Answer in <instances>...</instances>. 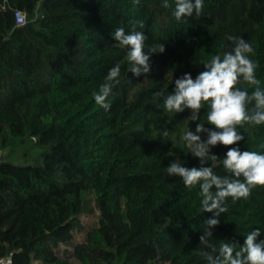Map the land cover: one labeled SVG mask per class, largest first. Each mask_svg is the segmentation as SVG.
I'll use <instances>...</instances> for the list:
<instances>
[{"label":"trees","instance_id":"16d2710c","mask_svg":"<svg viewBox=\"0 0 264 264\" xmlns=\"http://www.w3.org/2000/svg\"><path fill=\"white\" fill-rule=\"evenodd\" d=\"M0 0V149L28 139L40 151L34 163L0 156V261L9 264H207L199 244L213 213L202 212L199 187H185L166 167L176 158L199 167L181 139L196 124L190 110L163 109L160 92L173 94L175 79L204 71L212 55L231 50L227 37L250 42L257 78L264 88V0H204V13L177 21L175 0ZM28 23L14 26V11ZM37 13V16L35 15ZM143 21L146 48L153 54L148 83L128 72L127 49L112 38ZM121 64L120 84L111 107L95 103L94 93L111 67ZM161 68L170 75L162 78ZM253 90L243 81L238 85ZM251 107V106H250ZM207 105L198 123L207 124ZM167 130L169 135L162 136ZM241 151L264 154V124L238 127ZM206 139L205 134H201ZM230 147V146H229ZM228 147L211 149L217 175H230L222 160ZM204 166H210L206 163ZM99 216L85 229L81 216ZM227 211L211 229L212 242L243 245L259 228L264 239V186L248 199L225 201ZM74 232L85 244L72 245ZM60 245L71 252L60 255ZM210 251L209 249H204ZM93 253V254H91ZM95 256V258L92 257Z\"/></svg>","mask_w":264,"mask_h":264},{"label":"clouds","instance_id":"9594fccd","mask_svg":"<svg viewBox=\"0 0 264 264\" xmlns=\"http://www.w3.org/2000/svg\"><path fill=\"white\" fill-rule=\"evenodd\" d=\"M132 2L138 5L140 0ZM204 6V0H175L173 15L177 21L193 16L200 18L204 13ZM164 7H169L168 0H164ZM137 26L143 29V21H137L131 31L126 32L120 27L112 34L118 46L127 49L128 72L134 78L142 75L147 77L151 71V56L165 51L164 43L146 48L147 36L143 31L137 30ZM227 39L233 43L231 50L224 51L222 55H212L203 63L205 70L195 79L190 73H185L175 79L173 94L154 93V96L163 98L165 111L176 114L190 110L186 120L196 124L195 131L188 128L181 139L189 152L199 159L200 166L188 168L182 166L183 163L176 158L166 167V173L168 176L181 178L185 187L191 189L198 186L202 212L213 213L212 218L204 222L206 227L199 237V244L203 248L198 255L205 258L207 264H264V239L257 241V237H261L259 228L248 232L242 246L221 240L217 247L212 242L211 229L220 224L218 218L227 211L226 199H248L254 187L264 186V154L241 151L236 146L244 140L238 127L245 123L264 124V88L257 78L258 64L250 58L254 55L250 42L235 36ZM120 74L121 64L118 62L109 69L104 82L94 93L95 103L105 111L110 109L112 100L115 99L116 93L113 90L120 84ZM242 81L253 89L251 93L238 87ZM206 105V123L211 128L204 127L205 123L197 122ZM201 134H205L207 138L202 139ZM168 135L167 130L162 132L163 137ZM217 144L228 147L222 165L230 175H217L211 165L212 161L220 159L211 152ZM206 163L210 166H204Z\"/></svg>","mask_w":264,"mask_h":264},{"label":"rangeland","instance_id":"374dc122","mask_svg":"<svg viewBox=\"0 0 264 264\" xmlns=\"http://www.w3.org/2000/svg\"><path fill=\"white\" fill-rule=\"evenodd\" d=\"M158 71L157 68L151 67V72L156 73ZM170 73L164 69L161 68L160 76L162 78H165L169 76ZM148 83V75L147 77L143 78V81L141 85H146ZM9 155L10 159L13 160L15 163H34L39 161L40 159L38 158L40 151L35 147L34 140L28 139L24 141L22 144L17 146L16 148L12 149L9 148L6 151L0 149V156H5ZM84 198L87 201V204L89 208H91L93 211L90 213H86L81 216L80 220L83 225V227L87 230L90 228V226L96 221L97 217L99 216V212L97 209L94 207V201L95 197L92 192H87L84 194ZM70 243L74 245H79V244H85V238L83 236V233L79 232H74L73 235L71 236ZM56 251L60 252V255H65L68 252H71V248L65 247V245H60L59 250L57 249ZM93 254V253H91ZM93 258H95L94 255H92ZM10 262V260H8ZM5 262V261H4ZM96 264H102L98 263L99 261L95 260L94 261ZM3 264H6L3 263ZM31 264H41L40 262H32ZM119 264V263H118Z\"/></svg>","mask_w":264,"mask_h":264},{"label":"built area","instance_id":"2783aa9c","mask_svg":"<svg viewBox=\"0 0 264 264\" xmlns=\"http://www.w3.org/2000/svg\"><path fill=\"white\" fill-rule=\"evenodd\" d=\"M37 16V13L35 14ZM28 23L27 16L24 12L20 10L14 11V26L15 28L23 27ZM2 264V261H0Z\"/></svg>","mask_w":264,"mask_h":264},{"label":"crops","instance_id":"0c3cea01","mask_svg":"<svg viewBox=\"0 0 264 264\" xmlns=\"http://www.w3.org/2000/svg\"><path fill=\"white\" fill-rule=\"evenodd\" d=\"M5 262H6V264H9V261H8V260H6ZM5 262H4V261H2V264H3V263H5Z\"/></svg>","mask_w":264,"mask_h":264}]
</instances>
